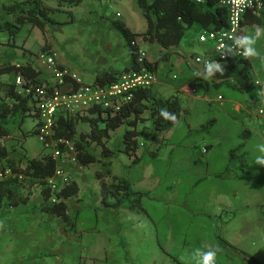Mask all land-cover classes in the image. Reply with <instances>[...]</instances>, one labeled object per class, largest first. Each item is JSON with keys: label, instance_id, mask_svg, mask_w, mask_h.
<instances>
[{"label": "rangeland", "instance_id": "obj_1", "mask_svg": "<svg viewBox=\"0 0 264 264\" xmlns=\"http://www.w3.org/2000/svg\"><path fill=\"white\" fill-rule=\"evenodd\" d=\"M2 1L9 3L13 0ZM43 2L52 6L58 5L57 0ZM124 2L126 4L115 2V7H109L108 13H105L106 17L102 13H72L73 20L70 21L67 16L65 24H48L43 29L36 27L27 41L29 28L26 27L18 35L16 45H8L21 53V44L26 41L28 52L24 56L27 57L17 54L15 62L24 61L26 58L35 61L38 53L46 51L44 47L47 50L51 47L58 54L69 57V66L77 67L82 71L85 80L91 82L92 77L86 71L94 65L91 57L108 63L115 61V46L117 49L124 48L120 38L115 36L117 32L112 26V20L124 18L126 13H138L146 21L136 0ZM3 13L7 15L4 10ZM57 16L66 19L64 13H57ZM197 29L195 25L190 27L181 41L180 51L174 48L170 56L174 53L181 54L184 50L188 54H183L181 58L190 60L193 58L191 53L203 51L195 41ZM252 31L253 28L247 27L245 35H252ZM97 35L99 44L91 48L90 37ZM7 41V34L0 33V57L1 52L8 53ZM140 42L147 57L158 59L165 52L157 44ZM262 42L264 38L257 40L258 56L252 58L257 67L258 64L264 67ZM119 57H122L121 52ZM102 62L101 64L106 65ZM160 67L168 76L177 71L176 66L166 60L160 62ZM183 77L179 73L173 81L180 82ZM254 77L259 84L252 91H238L236 97L226 90H215L209 94V98L213 100L210 111L202 113L199 112L202 111L200 108L192 115L188 110L185 111L184 118L172 130L162 133L166 137L161 146V134L156 135L150 142L148 134L141 135L139 139L144 145H141L137 153L142 156L141 161L137 165L125 167L132 158L126 156L117 159L115 172L121 169L119 174L134 180L133 183L139 191L145 190L147 194L142 201L143 209L134 213L123 209L118 219L111 221L102 209H90L87 204L88 209L83 215L73 218L72 225L67 226L64 234L67 238H60L61 243L67 242L66 247L71 245L72 251H61L45 260L49 264H196V251L211 248L217 250L215 264H257L248 259L249 256L264 262V166L255 163L257 155H264L259 151L260 146H264V114H259L261 108L264 110L261 97L264 73L255 71ZM219 93L225 95L223 100L218 99ZM2 95L3 92L0 100ZM232 97L244 104L243 111L235 110ZM195 102L200 101L195 99ZM244 116L247 117L248 126L257 133L247 141L250 154L249 173H245L246 169L233 162L231 172L241 177L219 178L216 173L224 171L228 164L229 149L240 139L239 134L243 128L238 123ZM211 118L215 119V124L209 134L195 135L192 138L195 139L194 145H188L187 140H182L186 129L183 126L185 122L198 127ZM33 123V118L28 116L23 124L24 130L32 129ZM82 124L80 122V126ZM124 128L123 126L119 130L124 132ZM26 139L29 146L36 142L35 134L27 136ZM114 139L113 148H116L120 144V132L115 133ZM207 145H211L210 151ZM98 151L101 148L93 146V152L96 154ZM70 153H66L64 158L67 159ZM74 157L67 160L73 159V162H77ZM98 164H91L88 171L98 169ZM142 176L146 178L143 179ZM93 179L96 182V178ZM105 210L108 212V208ZM24 226L23 223L18 228L22 229ZM54 230L53 227L52 231ZM55 231L63 235L59 228ZM217 236L234 244L238 241L239 247L221 245L216 239ZM217 245H221L222 249ZM56 246L65 245H60L58 240Z\"/></svg>", "mask_w": 264, "mask_h": 264}, {"label": "trees", "instance_id": "obj_2", "mask_svg": "<svg viewBox=\"0 0 264 264\" xmlns=\"http://www.w3.org/2000/svg\"><path fill=\"white\" fill-rule=\"evenodd\" d=\"M58 1L59 6H77L83 0ZM136 2L147 21L145 31L135 32L124 20L119 18L112 21L114 27L123 36L131 58L130 65L122 72L136 70L141 65L139 61L141 47L137 42L139 37L142 41L157 44L165 50L155 61L145 59L146 65L151 70L157 71L160 62L169 59L171 53L169 50L180 45L187 31L193 25H198L201 30L210 28L218 30L227 26V10L220 5V0H205L200 3L196 0H136ZM3 8L11 18L0 20V33L7 34V43L9 44H15L18 35L25 27H29L30 34L36 27L43 29L47 24L60 23L51 15L56 8L45 4L43 0H13L4 3ZM251 13L248 12L245 15L242 22L243 27L264 24V17L262 19ZM46 49L47 47H44V50ZM221 68L222 71L216 72L214 76L228 80L230 72L236 70V74L233 76L236 87L242 92L249 91L252 81L250 58L229 59ZM120 73L102 72L97 75L95 84L114 81ZM7 74L21 76L26 82L25 85L48 83L44 82L41 77L42 70L33 66L32 63L20 65L4 63L0 66V76ZM31 98L33 99L30 95H23L17 85L7 84L5 96L0 101V212L28 203L33 189L36 186H43L41 194L44 200L39 209L63 220L65 225L61 232L65 234L67 226L73 223L68 213L69 207L66 200L78 195L79 185L77 182L70 181L55 191L49 185V179L55 176L59 162L52 153H42L34 158L22 159L25 161V165H22L21 162L16 164L11 158V152L1 144V138L8 133L5 125L9 122L10 117L24 121L28 116H37L36 112H33L35 102L33 99L34 105H32ZM162 110L175 115L176 121L161 116ZM146 112H149L147 117L145 116ZM182 116L183 108L178 96L156 97L153 87H140L133 90L132 97L121 102L118 107L103 108L95 105L85 111L63 113L57 118L54 125L53 139L72 141L76 150L75 158L83 166L102 162L104 169L97 173L102 180V205L108 209L112 208L111 212L115 214V217H118L120 210L125 206L131 210L143 209L142 201L145 195L135 191L132 183L126 177L113 176L111 182L104 179V176H111V159L118 152H124L132 158L131 165H137L141 161V156L137 155L140 147L139 137L144 132V129H139V125L150 120L154 133L168 132L180 122ZM80 122L89 123L90 131L79 135L78 124ZM214 124L215 119L211 118L195 129L194 133H208ZM123 126L125 127L121 137L123 148L110 149L108 143L111 131ZM32 132L37 134L36 128ZM239 137L241 141L229 149L228 164L224 171L216 173L217 177L240 178L239 174L231 172L233 162H237L241 168L246 169L245 173H249L250 154L247 149V141L251 138V130L243 129ZM93 144L102 147L101 159L91 150ZM58 146L63 151L66 150L64 143L59 142ZM207 147L209 151L212 149L211 145H207ZM53 198L54 202H52ZM216 239L221 245H227L221 236H217Z\"/></svg>", "mask_w": 264, "mask_h": 264}, {"label": "crops", "instance_id": "obj_3", "mask_svg": "<svg viewBox=\"0 0 264 264\" xmlns=\"http://www.w3.org/2000/svg\"><path fill=\"white\" fill-rule=\"evenodd\" d=\"M120 1L126 4L124 0H83L77 6H67V5L59 6V1L57 0V3H56L58 4L57 6H52V5H49V6L56 8V10L53 11L51 15L52 17H54L56 20L60 22L59 24H57L58 26L61 24H65V22L68 20L67 16L69 17V20L72 21L73 16H74V15L72 16V13H102L105 16L106 15L105 13H108L107 10L109 9V7L112 6V8H114L115 2H120ZM4 3L6 2L0 0V20H6V19L11 18L7 13H6L7 14L6 16L3 13ZM81 5L83 6V9H81L82 7ZM57 13L66 14V19H63V18L60 19L57 16ZM117 16H120V13H117ZM257 17H261L263 19L264 12L262 13L261 16H257ZM119 19L124 20L127 23V25L135 32H143L147 28V21L144 22L138 13H126V16L124 18H119ZM45 26H48V24ZM112 26L114 27V25ZM195 26L198 27L197 29L198 34L195 36V41H196V44L199 46V48L202 49L203 51L193 52L191 53L193 58H191L190 60L189 59L184 60L181 58L182 55L188 54V53L182 50L181 54L174 53L172 56H170L168 60H166V61L172 62L176 66V70L178 72L177 71L174 72L173 75L178 76V74L180 73L184 76L183 77L184 79L181 80L180 82L173 81L176 78H173V75L168 76L167 75L168 73L164 71L163 69H161L160 64H159L158 70L156 71L159 75V81L154 86H152L154 96L156 97H161V98H167L169 96L179 97L182 103V108H183L182 119L184 118V112L187 110L191 115L195 114L196 110H199L200 108L202 109V111H199V112H202V113L210 111L213 108V100L209 98V94L215 90H224V91L226 90L227 93L229 92L230 94H233L236 97H237L236 94H238L237 93L238 91L242 92L235 85L236 81L233 76H235L234 74H236V70L230 72L229 74L230 77L228 80H225L222 77L218 78L216 76H213L207 79L205 78L204 76L205 66L197 64L195 62V56H204V57L210 58L211 60H213V63L218 62L221 67L225 64V62L219 61L218 59L214 58L217 56H216V52L214 51L213 43H203V44L199 43L200 35L203 32V30H201L198 25H195ZM247 27L253 28L254 31H252V35H255L258 31L261 33L260 37L258 38L259 40L261 38H264V24H253V25L244 26L242 30L243 35L241 36H245ZM114 28H115V32H117L115 36H118L120 38L119 40L121 41L122 45H124V48H123L124 50L122 49V47H118L117 49V47L115 46V61L114 60L112 61L111 59H109V61L110 60L111 61L108 63L97 60L96 57H91V60L94 63V65L88 67L89 69L86 70L88 72L87 75H91L92 77L91 82H87L85 80L83 74H81L82 71H79L77 67L69 66L68 64V61L70 59L69 57H65L63 55L58 54L57 51L52 49L51 47H48V50L54 51L57 53L58 55L57 63L60 67L70 69L72 72L80 75L84 79V81L87 83H95L98 74L102 72L119 73V72H122L131 63V58L128 53L127 47L125 48L126 44L123 39V36L121 35V33L118 31L116 27ZM30 34L27 35L28 38H26V41L27 39H29ZM198 35H199V39H198ZM90 39L91 41L89 42V45L91 48H93L94 45L99 44L98 35L95 37L92 36V38L90 37ZM140 41H142V39L139 37L137 42L140 43L141 50H144L143 44H141ZM142 42L152 44L150 42H145V41H142ZM25 43L21 44V53H20V51L17 52L13 48H9V46L13 44L11 43L9 44L6 42L7 46L8 45L9 46L8 48L6 46L4 47H6L9 50H8V53L1 52L0 66L4 63H11L13 65L32 63L33 66L42 70L41 77L44 80V82L53 83L54 78L52 76V72L39 59V53L35 57V61H33L32 59L26 58L25 60L23 59L24 61L15 62L17 54H21L23 55V57H27L26 55L24 56V54L28 52V48L25 46ZM180 46H181V43L177 47H172L169 51L174 52L176 48L179 49L180 51L181 49ZM160 48L163 49L162 47ZM120 52H121L122 57H119ZM148 59L149 61L157 60V59L150 58L149 56H148ZM250 60L252 64V69H251L252 81L250 83L249 91H252L255 88V85L259 84L258 80H255V77H254L255 71H258L259 73L261 71L264 73V67H262V64H258V67H257L254 60L252 58H250ZM101 62L106 63V65L101 64ZM78 67H82V66H78ZM159 73L161 74V76ZM15 78H16L15 74H7V75L0 76V80H1L0 94H2L3 92L2 97L5 96L6 85L15 84ZM2 82H3V85H2ZM18 89L23 95H25L21 88L18 87ZM220 97L222 98L220 99ZM224 97L225 95L223 93L218 94L219 100H223ZM261 97L264 102V86L261 88ZM195 99L200 102H195ZM0 101H2V98ZM30 101L32 105H34L32 98L30 99ZM233 103L235 105V110L237 111H243V108H245L244 104L239 99L233 98ZM34 109H33V112L35 113ZM260 113L264 114V110L262 108L259 110V114ZM148 115H149V112H146L145 116L147 117ZM31 117L33 118L34 123H33L32 129H29L27 131H25L23 128V124L27 117L24 119V121L19 120L16 117H10L9 122L7 123V125H5V129L7 130L8 133L7 135H4L1 138V144L5 146L8 151L11 152V158L14 160L16 164H19L21 162L22 165H25V161H22V159L24 160L27 158L28 159L34 158V157L41 155L42 153H51L52 151L50 148H46L43 145V143L40 141L36 133L32 132L35 130V128L37 130L36 124H38V119H37V116H31ZM82 123H83L82 126H80V123L78 124L79 135L90 131L89 123L87 122H82ZM238 124H240L243 129L251 130V138L253 136H256L257 133L256 132L254 133V131L248 126L249 122L246 116H244L243 119L241 118V121ZM183 126H185L186 129H185L184 138H182V140H187L186 143L188 145H194L193 143H195L194 141L195 139H192V138L195 135L197 136V134H200V133H194V130L199 128L200 126L197 127V126L192 125V123L187 124L186 122L184 123ZM139 129H144L143 134H148L149 142L151 141V139L155 138L156 135L161 134L162 137L160 138L159 146H161L162 140H164L166 137V135L164 136V134H162L163 132L161 133L153 132L152 123L150 120H147L145 123L140 124ZM146 129H148V132L146 131ZM27 132H29V134H26ZM117 132H120V144L118 143V147L123 148V143L121 139L123 131L118 129V130L111 131L110 133L108 147L112 150H115L116 148H118V147L113 148V146H115V139H114L115 133ZM210 132L211 130L208 132V134ZM203 133H207V132H203ZM31 134H35L36 136V142L33 146L27 145L26 137ZM240 141L241 139H239L238 142ZM142 144L144 145L143 141L140 140V147ZM93 146L101 148V151L100 152L98 151L99 153L96 152V155L101 159L102 152H103L102 147L96 144H93L91 146L92 151H93ZM118 154L119 155L115 154L113 158L111 159L112 161V164L110 166L111 176H104V179L109 182L112 181L113 176L125 177L119 174L121 173L120 172L121 169L118 172H115V165H116L117 159L119 160L120 158L126 157V156L128 158L130 157L124 152H118ZM65 155L66 153L64 154L63 157H65ZM69 155L70 156H68L67 159H69L71 156L74 157L73 153H70ZM138 156H141V155H138ZM67 159L65 158L62 159L63 168L69 173L70 181H76L77 184L79 185L78 195L74 197H70L66 200L68 207H69L68 213L70 217L72 218V220H74L73 218L75 217H79L83 215V212L88 209V207H86L87 204H89L90 209H93V208L102 209L103 212H105L106 216L109 217L111 221L118 219V217L120 216V213L122 214L123 209L131 211V213L136 212V210H131L127 206H125L124 208L120 210L118 217H115V214L111 212L112 208H109L108 212H106V210L104 211L105 207L102 205V198H103L102 180L97 175L98 171H101L104 169L102 162H98L99 163L98 169L94 171V168H93V170L90 172L88 171V168L90 167L91 164L88 166H83L79 163V161L73 162V159L71 161ZM127 160L129 161V159ZM131 163L132 161L130 160V162H128L124 166L131 167ZM77 164H80L81 167L78 166ZM93 178H96V182L94 181ZM145 178L146 177H143V179ZM128 179L132 183V186L135 191L143 193L146 196L147 193L145 192V190L144 192L139 191L136 184L134 185L133 183L134 180H131V178H128ZM42 188L43 186H36L33 189L31 199L28 203L12 207L5 212H0V264H49L45 260L46 257H50L55 253H58V252L60 253L61 251H66V252L72 251V247L70 244H68V247H66L67 242L61 243L60 238H67V236L64 234H63L64 236L61 234H58L55 231L56 228H59L61 230L62 227H64L65 223L63 222V220H61L54 214L43 212L39 209L41 203L44 200L41 194ZM69 200H70V204H69ZM229 206H231L230 203H229ZM23 223L25 224V226L22 229L18 228L19 225H22ZM53 227L55 228L54 232L52 231ZM58 240H60V245H65V246H56ZM224 241L231 248H234L233 246L238 248L239 247L238 245L240 244L237 240H235L237 241L236 244L230 242L229 240L227 241L224 239ZM183 243H184V240H183ZM183 243L181 244V247L183 246ZM218 247L222 249L220 245ZM248 259H251L252 262H255L257 264H264V262H259L256 258H252L250 256L248 257Z\"/></svg>", "mask_w": 264, "mask_h": 264}, {"label": "built area", "instance_id": "obj_4", "mask_svg": "<svg viewBox=\"0 0 264 264\" xmlns=\"http://www.w3.org/2000/svg\"><path fill=\"white\" fill-rule=\"evenodd\" d=\"M196 1L200 3L205 0ZM220 5L227 10V26L218 30L205 29L199 40L202 43H213L219 61L243 59L239 54L241 50L233 46L234 39L241 36L242 22L248 12L257 16L262 15L264 0H220ZM57 57V53L50 50L39 53V59L52 72L53 83L25 85L26 82L21 76L15 78L17 87L21 88L25 95L33 97L38 119L37 135L43 145L52 150L51 153L59 162L55 176L49 179V185L55 191L70 182V175L63 168L64 154L71 152L75 155L76 153L72 141L53 139L57 118L63 113L85 111L95 105L103 108L118 107L121 102L132 97L133 90L140 87H152L159 81L158 73L151 70L145 63V59H149L144 50L140 52L141 65L138 69L121 72L116 80L105 84L85 82L80 75L68 68L60 67ZM195 62L205 66L207 62H213V60L204 56H195ZM177 77L173 75V78ZM59 142L65 144L66 150L59 148ZM54 201L53 198L52 202Z\"/></svg>", "mask_w": 264, "mask_h": 264}, {"label": "clouds", "instance_id": "obj_5", "mask_svg": "<svg viewBox=\"0 0 264 264\" xmlns=\"http://www.w3.org/2000/svg\"><path fill=\"white\" fill-rule=\"evenodd\" d=\"M261 33L258 31L255 35H245L239 36L234 39V47L239 48L240 55L244 59L253 58L258 56V50L256 48L257 40L260 37ZM231 52V49H229ZM222 71L220 64L207 62L205 65L204 76L205 78H210L215 75L216 72ZM165 119H170L172 121H176L177 117L175 115L170 114L166 110H162L160 113ZM259 151L264 153V146H260ZM255 163L261 166H264V155H257L255 158ZM217 256V250L209 248L208 250L198 249L194 254V259L196 260V264H215V259Z\"/></svg>", "mask_w": 264, "mask_h": 264}]
</instances>
